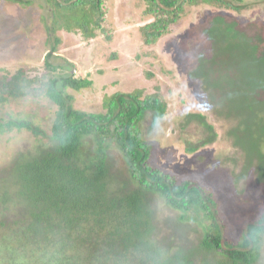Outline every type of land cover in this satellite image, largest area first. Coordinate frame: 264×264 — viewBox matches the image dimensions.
<instances>
[{
	"label": "trees",
	"instance_id": "1",
	"mask_svg": "<svg viewBox=\"0 0 264 264\" xmlns=\"http://www.w3.org/2000/svg\"><path fill=\"white\" fill-rule=\"evenodd\" d=\"M48 1L52 21L51 28L46 26L50 51L45 73L30 79L21 68L0 79V106L36 97L56 107L50 134L31 120L0 112V137L26 130L41 141L0 169V183H8L0 188V264H264V212L247 223L234 242L225 236L212 192L151 165L152 145L141 127L149 120L151 131L166 117L167 103L160 94L119 91L105 97L103 112L74 108L69 90L89 89L93 81L75 77L74 64L56 57L62 42L56 34L95 39L103 32L106 0ZM199 1L142 0L149 17L142 27L144 43L156 44L180 19L185 5ZM202 1L222 4L236 14L242 11L237 6L242 0ZM262 23L254 21L242 30L229 24L227 44L217 46L220 54L208 59L212 71L203 77L222 76L228 115L242 120L233 132L247 175L254 173L264 183ZM52 33L55 40L50 43ZM57 58L63 62H55ZM194 118L205 133L197 141L184 140L187 154L198 153L220 137L202 114ZM184 121L183 128L194 123L192 116ZM112 149L121 155L126 173L112 165ZM160 204L177 215L162 218Z\"/></svg>",
	"mask_w": 264,
	"mask_h": 264
},
{
	"label": "rangeland",
	"instance_id": "2",
	"mask_svg": "<svg viewBox=\"0 0 264 264\" xmlns=\"http://www.w3.org/2000/svg\"><path fill=\"white\" fill-rule=\"evenodd\" d=\"M19 1L0 0V79L13 76L21 68L30 79L45 73L44 60L50 51L46 26L51 28V14H48L51 4L48 0ZM229 1L238 0L226 3ZM242 1L236 3L242 7L238 14L222 4L202 0L199 5L186 4L180 19L153 45L143 40L142 27L149 17L144 15L142 0H106L103 32L95 39L87 40L80 33L60 31L56 34L62 40L56 57L74 64L75 77L93 81L89 89L69 90L77 110L103 112L105 97L119 91L141 90L145 96L158 93L164 98L166 117L151 131H148L149 120L141 127L146 132V141L152 145L150 163L212 192L225 236L234 242L247 223L263 215L264 183L254 173L247 175L242 148L236 146L240 141L233 132L238 131L242 120L234 114V117L228 115L229 106L222 97V76L211 75L206 79L203 75L212 71L208 59L220 54L217 46L227 44L229 24L233 23L232 27L237 24V29L242 30L254 21H264V0ZM220 16L230 21L228 25L217 22L216 17ZM252 18L254 20H250ZM51 36L50 43H53L55 35ZM202 49L205 52H201ZM62 60L57 58L55 62ZM0 112L3 117L31 120L50 134L56 107L46 99L26 97L0 106ZM200 114L214 124L220 137L198 153L187 154L184 140L197 141L204 136V128L196 124L198 120L194 118ZM190 116L194 123L183 128L184 120ZM40 142L26 130H14L1 136L0 169L18 152L32 149ZM109 154L112 165L126 173L117 150L112 149ZM7 184L0 183V188H6ZM159 206L162 218L177 215L166 206ZM260 262H264V237Z\"/></svg>",
	"mask_w": 264,
	"mask_h": 264
},
{
	"label": "flooded vegetation",
	"instance_id": "3",
	"mask_svg": "<svg viewBox=\"0 0 264 264\" xmlns=\"http://www.w3.org/2000/svg\"><path fill=\"white\" fill-rule=\"evenodd\" d=\"M203 129V128H202ZM204 130V129H203ZM204 133H205V130H204Z\"/></svg>",
	"mask_w": 264,
	"mask_h": 264
}]
</instances>
